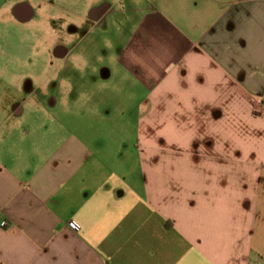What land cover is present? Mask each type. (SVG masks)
I'll list each match as a JSON object with an SVG mask.
<instances>
[{
	"label": "crops",
	"instance_id": "0c3cea01",
	"mask_svg": "<svg viewBox=\"0 0 264 264\" xmlns=\"http://www.w3.org/2000/svg\"><path fill=\"white\" fill-rule=\"evenodd\" d=\"M123 3L55 97L0 86V264H264V0Z\"/></svg>",
	"mask_w": 264,
	"mask_h": 264
},
{
	"label": "rangeland",
	"instance_id": "374dc122",
	"mask_svg": "<svg viewBox=\"0 0 264 264\" xmlns=\"http://www.w3.org/2000/svg\"><path fill=\"white\" fill-rule=\"evenodd\" d=\"M16 1L28 4L33 15L24 24L17 20L0 23V86L10 82L24 93L31 88L32 99L38 101H45L47 95L56 96L57 76L60 72L70 74L72 70L70 56L112 55L104 46L111 40L120 42L128 30L122 25L118 30L112 27L114 20L122 16L119 9L125 5L124 0ZM102 7L109 8V12L94 25L97 16L91 13ZM79 13L85 19L78 17ZM95 33L101 40L95 43L93 51L91 43ZM56 46L71 53L69 57L63 61L56 57ZM22 100L17 96L14 101Z\"/></svg>",
	"mask_w": 264,
	"mask_h": 264
},
{
	"label": "built area",
	"instance_id": "2783aa9c",
	"mask_svg": "<svg viewBox=\"0 0 264 264\" xmlns=\"http://www.w3.org/2000/svg\"><path fill=\"white\" fill-rule=\"evenodd\" d=\"M250 102H253V99H250ZM67 223H68V226H69L71 229H73V230H75V231H78V230H79V225H78V223H77L76 221H74V220H69ZM4 224H5L4 222H1V226L4 225Z\"/></svg>",
	"mask_w": 264,
	"mask_h": 264
}]
</instances>
